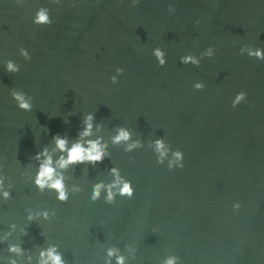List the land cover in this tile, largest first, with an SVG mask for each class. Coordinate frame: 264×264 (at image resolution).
Returning a JSON list of instances; mask_svg holds the SVG:
<instances>
[{
	"label": "water",
	"instance_id": "1",
	"mask_svg": "<svg viewBox=\"0 0 264 264\" xmlns=\"http://www.w3.org/2000/svg\"><path fill=\"white\" fill-rule=\"evenodd\" d=\"M41 8L50 25L33 23ZM257 48L264 0H0V264H40L50 247L65 264L120 256L124 264H264V60L249 55ZM8 60L18 73L6 71ZM241 91L246 99L233 107ZM88 115L91 135L81 137ZM121 128L130 138L114 143ZM55 135L68 148L99 140L105 159L61 169L67 152ZM47 157L65 203L35 184ZM112 167L132 182L131 199L120 183L106 203Z\"/></svg>",
	"mask_w": 264,
	"mask_h": 264
},
{
	"label": "clouds",
	"instance_id": "2",
	"mask_svg": "<svg viewBox=\"0 0 264 264\" xmlns=\"http://www.w3.org/2000/svg\"><path fill=\"white\" fill-rule=\"evenodd\" d=\"M33 23L39 24V25H50L52 23L50 16L46 9L41 8L36 18L34 19ZM243 51V49H241ZM21 55L24 57L25 60H30L31 57L29 55V52L25 50V48L20 49ZM211 55V52L208 53ZM157 55L159 56L160 53L157 52ZM250 57H258L259 60H264V50H261L257 48L254 52L250 50L249 52ZM193 58L191 56L187 57V60H192ZM187 61H185L186 63ZM163 60H161V64H163ZM194 64L198 65L197 61H193ZM6 71L12 74L18 73L20 71V65L14 63L12 60L7 61V67ZM115 79V77H113ZM196 87L198 89H203L205 85L197 84ZM12 97L18 102V107L20 109L24 110H30L31 105L25 101L24 95L16 90H12L11 93ZM246 93L244 91L239 92L236 95L235 101H233L232 106L236 107L241 100L246 99ZM93 117L92 115H88L86 119L84 120V123L87 125L84 131L80 133L81 137L89 136L91 135V128H92V121ZM130 138V134L128 131H125L123 128L120 129L119 135L116 136L113 140L114 143H119L120 141H127ZM53 139L56 142V146L59 150L62 152H67V158L64 156H61L60 159L57 161L58 166L63 169L66 168L69 164H77V165H83V164H90L95 166L97 163L103 162L105 159V153L104 149L102 148L99 140L96 141H88V147L85 148L82 143L77 142L74 143L71 148L67 147V139L61 138L59 135L53 136ZM156 150L161 153V159L159 162L162 163V158L165 155V152L162 151L164 149V144L161 140H157L156 142ZM139 145V141L134 142L132 144L128 145V148L125 149L126 152L131 151L132 148H135ZM46 154V149L42 153H37L36 158L39 159L40 155ZM176 160H182L183 161V152L181 150H176L173 153ZM52 159L51 157H47L43 163L39 166V171L35 179V184L39 187L41 191L45 189V187H48L50 189H55L58 192V196L56 199L60 201L61 203H65L68 201L69 196L68 193L64 187L63 184V177L60 176L58 173H56L55 168L52 166ZM179 168H183L184 164L181 162L178 166ZM169 170L174 169L172 164L170 163L168 166ZM114 174L117 176V180L113 184L107 185V197H106V203H113L115 193L112 191V188L116 186L117 184L122 183V187L119 188V193L123 197H127L131 199L134 196V188L132 186V182L129 180H122V178L119 175V172L115 167H112L110 169ZM105 188V184L103 182H99L94 185L91 200L93 202L97 201L101 194V189ZM76 191H79L77 189ZM5 199L9 198V193H4ZM241 205L239 203H235L234 208L239 209ZM45 217H47V213L44 214ZM31 219V217H29ZM10 251L18 252L19 249L16 247H11ZM115 254L114 249H109L108 255L112 256ZM41 255V261L40 264H49V261H51V264H65V262L61 259V255L56 253V249L54 247H50L46 252L42 251L40 253ZM175 258H169L165 264H174ZM11 264H15V261H12ZM117 264H124V258L122 256L117 257Z\"/></svg>",
	"mask_w": 264,
	"mask_h": 264
}]
</instances>
